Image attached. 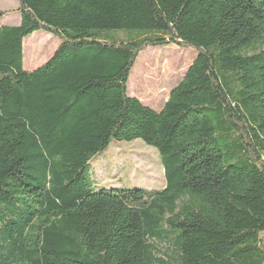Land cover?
I'll use <instances>...</instances> for the list:
<instances>
[{"label": "trees", "instance_id": "trees-1", "mask_svg": "<svg viewBox=\"0 0 264 264\" xmlns=\"http://www.w3.org/2000/svg\"><path fill=\"white\" fill-rule=\"evenodd\" d=\"M17 3L0 24V264H264V0ZM39 30L60 43L26 69ZM172 44L198 54L155 110L129 78ZM136 139L165 185L97 189L94 157Z\"/></svg>", "mask_w": 264, "mask_h": 264}, {"label": "rangeland", "instance_id": "rangeland-1", "mask_svg": "<svg viewBox=\"0 0 264 264\" xmlns=\"http://www.w3.org/2000/svg\"><path fill=\"white\" fill-rule=\"evenodd\" d=\"M17 0H0V11H10L0 19L1 25H18L21 14L15 11ZM42 36V41L37 42ZM60 39L44 30L24 39V68L42 65L54 53ZM26 44V45H25ZM33 45V46H32ZM34 53L32 54V50ZM164 50L176 55L175 62L165 65L153 58ZM198 52L174 44L149 47L140 53L131 71L128 92L144 104L160 110L171 90L184 78ZM136 66V68H135ZM91 173L96 188H147L160 189L165 185V170L157 150L141 139L131 142L114 141L91 162ZM264 241V232L261 234Z\"/></svg>", "mask_w": 264, "mask_h": 264}]
</instances>
